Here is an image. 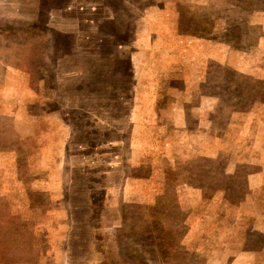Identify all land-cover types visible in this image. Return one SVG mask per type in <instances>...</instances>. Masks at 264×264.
Masks as SVG:
<instances>
[{
  "label": "rangeland",
  "instance_id": "obj_1",
  "mask_svg": "<svg viewBox=\"0 0 264 264\" xmlns=\"http://www.w3.org/2000/svg\"><path fill=\"white\" fill-rule=\"evenodd\" d=\"M244 74L264 0H0V264H264Z\"/></svg>",
  "mask_w": 264,
  "mask_h": 264
},
{
  "label": "crops",
  "instance_id": "obj_2",
  "mask_svg": "<svg viewBox=\"0 0 264 264\" xmlns=\"http://www.w3.org/2000/svg\"><path fill=\"white\" fill-rule=\"evenodd\" d=\"M37 2H38V0H37ZM25 10H26V8H24ZM30 12H31V10H30ZM50 19H51V17H49ZM214 59H215V61H218V64L219 63H222L223 61H219L218 60V58H217V56H215L214 57ZM136 62L134 61H132L131 60V64H135ZM220 65V67L222 68L223 66H221L222 64H219ZM135 66H136V64H135ZM234 70H236V72L238 71V69L236 68V67H234L233 68ZM240 71H238V73H239ZM245 75V77H248V78H251L252 77V79L253 80H257V81H262V82H264V78H259V77H255V76H249L248 74H244ZM200 99H203L202 97H200ZM213 101H218V105H217V102H215L216 104H215V106H214V110H213V112H214V114H216V110H218V107H219V99L217 100V99H215V100H213ZM200 103L201 102H199V105H200ZM220 109H221V103H220V107H219ZM252 110H250V109H248L247 110V112H241L239 115H240V119L243 121L244 120V118H247L248 116H253V117H255L256 118V121H257V123L259 122V121H261L262 122V132H264V102H263V105H262V110L259 112V111H256V112H254V111H252ZM238 114V112L237 113H232V115L230 116L232 119H236L235 117L236 116H234V115H237ZM238 116V115H237ZM129 117H130V114H129ZM240 120V121H241ZM236 121H237V119L236 120H232V124L231 125H229V127H228V129H230V127L231 128H233V127H236L237 125H236ZM223 132L222 130H218L217 132ZM254 140V139H253ZM257 141H258V144H255L256 146H258V148L259 149H261L263 152H264V137H257ZM219 153V152H218ZM217 153V154H218ZM260 171H258V172H256V173H252V174H250L249 175V177H248V179L251 181V180H254V179H256V177H263L264 176V171H261V170H264V168H260L259 169Z\"/></svg>",
  "mask_w": 264,
  "mask_h": 264
}]
</instances>
